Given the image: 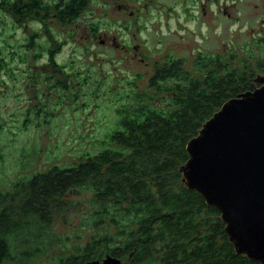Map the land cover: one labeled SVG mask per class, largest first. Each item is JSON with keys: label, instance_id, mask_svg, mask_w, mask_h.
Instances as JSON below:
<instances>
[{"label": "trees", "instance_id": "16d2710c", "mask_svg": "<svg viewBox=\"0 0 264 264\" xmlns=\"http://www.w3.org/2000/svg\"><path fill=\"white\" fill-rule=\"evenodd\" d=\"M235 56L200 51L188 67L185 58L167 55L154 63L146 89L137 84L140 74L128 79L130 89L115 108L121 118L109 135L114 146L0 193V264H32L51 252V264L106 254L128 264H261L236 254L220 213L184 186L179 170L202 124L264 73L258 58L234 65ZM80 192L89 198L68 248L53 224L66 205L81 206L67 201Z\"/></svg>", "mask_w": 264, "mask_h": 264}, {"label": "rangeland", "instance_id": "374dc122", "mask_svg": "<svg viewBox=\"0 0 264 264\" xmlns=\"http://www.w3.org/2000/svg\"><path fill=\"white\" fill-rule=\"evenodd\" d=\"M104 2L96 10L99 2L94 0L95 8L90 3L80 12H70L68 19L42 6L38 21L18 27L1 20L0 12V193L53 165L71 166L114 146L109 135L121 118L115 108L130 89L126 81L140 74L137 84L146 89L154 63L167 55L185 58L188 67L200 51L234 54V65L253 58L264 63V21H256L253 7L250 10L246 3L129 0L134 10L129 16L112 3L103 6ZM261 16L264 19V9ZM118 20H123L122 25ZM124 38L130 40L125 51L121 49L127 43ZM101 39H107L106 43H100ZM112 39L120 46L115 47ZM131 44L139 45L138 49ZM49 49L65 77L52 71ZM55 79L67 89L55 86ZM87 198L84 192L70 194L67 201L81 202V206L66 205L68 209L56 215L53 230L65 236L68 248L77 240ZM52 257L51 252L32 264H51Z\"/></svg>", "mask_w": 264, "mask_h": 264}, {"label": "water", "instance_id": "95a60500", "mask_svg": "<svg viewBox=\"0 0 264 264\" xmlns=\"http://www.w3.org/2000/svg\"><path fill=\"white\" fill-rule=\"evenodd\" d=\"M185 187L199 193L225 224L238 255L264 264V74L226 100L186 145ZM82 264H128L106 254Z\"/></svg>", "mask_w": 264, "mask_h": 264}, {"label": "flooded vegetation", "instance_id": "af4514ba", "mask_svg": "<svg viewBox=\"0 0 264 264\" xmlns=\"http://www.w3.org/2000/svg\"><path fill=\"white\" fill-rule=\"evenodd\" d=\"M94 0H52V1H46V0H0V12L3 14V17H1V20H6V21H11L13 26H25L27 23H31L35 20L38 21V13H39V8L42 6H47L48 9L53 10V13L59 16L63 17L64 19H68L70 12H80L81 9L85 8L86 5H89L91 7V4ZM129 0H105L103 3V6L108 7L111 6L110 4L112 3V6H115V9L117 11H128V15L132 16L134 14V10L131 8L129 5ZM98 5L96 6V10H98L99 6L102 5V0H98ZM240 3H246L244 5L250 7L249 9L251 10V7H253V13L256 15V21L259 20L261 22L264 21L262 18L261 14L264 9V0H238ZM91 3V4H90ZM202 5V10L203 14L206 15V10H205V5L204 2L201 3ZM94 6V3L92 4ZM231 6L236 7L237 4H231ZM95 8V6H94ZM44 11V9H42ZM11 11H13L15 14L12 15ZM241 14H246V11H240ZM224 13H226L229 17H231V13L227 11L226 8H224ZM255 20V19H254ZM119 25H122V22L119 20L117 21ZM129 27V25H128ZM99 30V29H98ZM37 38V35H35ZM132 39L131 42L134 40V34L131 35ZM129 38V37H128ZM124 38V42H125ZM107 39H101L100 43L104 44L106 43ZM113 40V44L115 47H119L120 45L117 43L115 39ZM130 40L127 39V43L121 45V49L125 51L127 49L130 43ZM36 41V40H35ZM35 45V42L33 43ZM132 45V44H131ZM128 46V47H127ZM134 49H138L139 45H132ZM58 48V46H57ZM53 49H49L47 54L48 57L50 58V63L52 67L53 72H59L60 75L65 77V74L63 71H60V69L57 67L56 63L52 61V53ZM52 75V72H51ZM60 81V80H58Z\"/></svg>", "mask_w": 264, "mask_h": 264}]
</instances>
